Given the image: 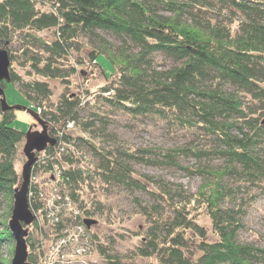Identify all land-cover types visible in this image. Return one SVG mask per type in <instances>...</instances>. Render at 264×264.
<instances>
[{
    "label": "trees",
    "instance_id": "16d2710c",
    "mask_svg": "<svg viewBox=\"0 0 264 264\" xmlns=\"http://www.w3.org/2000/svg\"><path fill=\"white\" fill-rule=\"evenodd\" d=\"M39 1L48 2L49 7L41 8L37 5ZM220 2L242 11V18L237 19L234 27L224 19H210L208 12H213V5ZM43 30L50 31L52 37L41 35L39 32ZM98 30L112 33L124 42L132 41L139 50L112 51ZM82 36L95 39L91 58L106 54L118 74L114 81L100 87V97L108 106L130 115L156 113L173 125L209 134L215 140L209 152H217L225 160L219 166L201 165L198 172L203 181L196 192L185 193L182 187L165 190L174 200L169 212L153 204L141 205L148 227L137 255L152 256L157 264H252L253 259L264 260V248L236 238L241 225L240 205L234 203L233 207L226 203L231 200L232 191L225 181L226 177L240 176L257 184L264 193V1L0 0V45L6 47L15 42L21 52L19 63L30 70L26 71L30 76L24 77L9 63L8 81L15 83L34 107L40 108L38 114L50 136L53 129H48V121L65 127L68 121L78 119V98L61 91L55 102L50 101L52 88L47 79L60 78L67 86L75 70L72 65L63 64ZM7 52L13 60V53ZM155 52L176 63L152 69L150 60ZM5 82L0 81L3 89ZM14 110L3 109L0 103L3 213L11 210L13 193L21 181L14 157L18 152L25 157L22 150L25 132L11 126ZM95 113L90 112L91 117L83 120L82 130L101 137L104 130L95 127ZM69 136L63 133L59 137L70 150L62 153L57 180L78 202V217L82 220L90 214L84 195L91 193L98 183L150 191L134 176V162L176 164L180 154L191 153L200 158L208 151L204 147H175L159 152L145 147H104L82 135H73V139ZM53 138L59 141L58 137ZM67 141H73L72 147L67 148ZM79 141L86 143L96 156L92 171L81 164ZM57 145L48 144L44 150L53 156ZM39 202L35 194L28 197V206L36 214L43 213ZM198 207L209 217L212 239L206 238L205 227L190 215L191 209ZM60 222L53 223L55 234L63 228ZM0 225L1 247L12 242L13 236L7 217ZM25 227L28 229L29 225ZM25 240L29 248L27 260L43 264L41 247L38 248L28 230ZM95 242L105 264H118L116 255Z\"/></svg>",
    "mask_w": 264,
    "mask_h": 264
},
{
    "label": "rangeland",
    "instance_id": "374dc122",
    "mask_svg": "<svg viewBox=\"0 0 264 264\" xmlns=\"http://www.w3.org/2000/svg\"><path fill=\"white\" fill-rule=\"evenodd\" d=\"M37 5L46 9L49 7V3L46 1H39ZM213 7V12H208L211 14V20H215V17L224 19L225 22L231 23V27H234L237 19L242 18V11L234 5L220 2L213 5ZM160 12L163 14L169 13L167 10H160ZM98 32L112 51L120 52L127 49L128 51L136 52L139 50V47L132 41L126 40L124 42L112 33L102 30H98ZM39 33L47 38L52 37V33L47 30ZM94 43H96L95 39L82 36L78 38V42L70 50L68 59L64 61L63 66L72 65L75 71L70 75L67 86L60 78L47 79L52 88L50 101L55 102L61 91H67L78 98L79 106L78 119L71 125L66 124L64 127L62 125H54L48 121V129L52 127V135L54 137L59 138L63 133H66L70 134L69 137L73 139L74 137L72 136L77 134L86 137L97 146L145 147L155 152L175 147H204V150H208L214 146L215 140L209 134L204 133L202 135L201 132L186 129L180 124L173 125L159 114L130 115L108 106L100 97L102 93L100 87L110 81H114L118 74L106 54H98L95 59L91 58L90 51L94 50L92 49ZM8 45L5 48H8L7 50H10L14 57L13 60L9 58L11 65L18 73L24 77H29L30 75L26 73V71H30L29 68L19 63L21 52L18 45L15 42L8 43ZM151 56L150 67L155 70L168 68L176 63L161 52H155ZM4 96L10 105L21 104L35 109L34 105L18 91L13 82H5ZM92 111L96 112V118L93 116L95 127H103L104 133H102L101 137H97L93 132L82 130L83 120ZM11 126L25 133L30 129H41L40 124L34 117L26 110L17 108L14 110V119L11 122ZM64 142L65 140L63 139L61 145H64ZM67 142V148L72 147L71 143L73 141ZM53 144L55 146L57 142L54 141ZM78 146L77 151L82 159L81 164L92 171L97 161L96 156L83 141H79ZM55 149L57 152L55 151L53 156L45 150H40L36 153V161L32 169L30 168L27 190V197L30 196L32 191L31 195L35 194L36 200L42 204L43 213L40 212L41 214H36V211L30 209L34 218L32 222L27 224V226L29 225L27 230L35 238V244L38 248L40 249L41 247L43 260L46 253L52 254L47 249H49L53 239L62 235L61 230H59L58 234L54 233L53 223L58 221L51 222L48 219L46 210L55 213L69 209L55 206L54 204L61 203V201H58L59 199H56L55 203H52L53 205L46 200L54 187H56L60 195L68 193V190L61 186L57 177L60 174V168H62V153L68 152L70 148L66 149V146H59L58 144ZM209 151L204 152V157L201 156L200 158L195 157L191 153L180 154L177 157L176 164L134 162L132 164L135 171L134 176L147 185L148 189H150L148 192L143 189L124 187L121 184L101 186L98 183L91 193H85L86 207L89 208L90 212L87 217L95 219V222L91 223L89 227L86 226L85 229L87 232L86 244L89 248L85 256L89 264H105L101 254L96 250L97 244L95 240L102 243L103 247L106 246L111 254L117 256L118 264H157L154 257H141L136 253L137 247L148 227V218L142 213L141 205L153 204L158 209L169 212L170 203L174 200L170 199L165 190H174L177 187H182L185 193L196 192L198 185L203 181L202 174L198 172L201 165L204 163V167H207L219 166L225 163L224 158L219 153ZM25 160L26 157L20 152L14 157L15 167L20 177L21 168ZM206 175L204 173L205 177ZM146 178H149V181H144L147 180ZM95 181L98 180L96 179ZM225 181L232 191V198L226 203L233 205V207L234 203L240 205L241 225L236 232V238L239 242L264 248V193L257 184L249 182L250 180L240 176H229L225 178ZM70 198L73 201L71 206L73 207L75 204L78 206L76 199L71 196ZM191 210L190 215L195 216L196 221L205 227L206 238L212 239L214 235L211 232L210 220L203 208L198 207ZM2 213L3 209H0V223L6 217L8 221L11 210ZM59 216H62L61 224L64 221L69 224L72 220L71 216H65V213L63 215L59 214ZM33 222L34 224L32 225L31 223ZM92 233L95 235V239ZM74 246V243H71L70 247L67 245V251L72 252ZM13 247L14 240L0 247V264H10ZM27 249L29 250L28 246ZM252 264H264V260L253 259Z\"/></svg>",
    "mask_w": 264,
    "mask_h": 264
},
{
    "label": "water",
    "instance_id": "95a60500",
    "mask_svg": "<svg viewBox=\"0 0 264 264\" xmlns=\"http://www.w3.org/2000/svg\"><path fill=\"white\" fill-rule=\"evenodd\" d=\"M6 42V41H5ZM9 63L10 59L8 56L7 49L4 45H0V81L9 80ZM0 103L1 107L4 108H17L26 110L36 121L40 124V130H28L25 133V141L22 147L23 153L25 154L26 160L24 161L21 168V182L13 193V202L10 217L7 221L9 230L13 236L14 247L13 254L11 257L10 264H34L27 260V244L25 236L27 235V228L24 225L32 222L34 215L28 207V182L30 175V167L33 161L36 159L35 151H40L49 144H53L54 138L51 137L47 132L46 123L40 117L37 111L31 107H27L21 104H8L5 96L4 89L0 87ZM83 222L87 227L91 223L95 222V219L85 217Z\"/></svg>",
    "mask_w": 264,
    "mask_h": 264
},
{
    "label": "built area",
    "instance_id": "2783aa9c",
    "mask_svg": "<svg viewBox=\"0 0 264 264\" xmlns=\"http://www.w3.org/2000/svg\"><path fill=\"white\" fill-rule=\"evenodd\" d=\"M35 110L38 112L40 110L39 107H35ZM73 123L72 120L68 121L66 124L71 125ZM59 146L63 141L59 139L57 141ZM59 191L54 187L51 191V194L48 195L47 201H50L51 204L55 203L56 199L61 201V203L54 204L55 206H61L64 208H69L64 211H57L55 213H51V211L46 210L48 219L53 221L62 220V216L59 214H64L65 216H71L72 220L69 224L66 221L63 222V228H61L62 235L53 239V242L49 246V250L52 254H45L43 263L45 264H89L87 257L85 256L88 253V246L86 244L87 236H86V227L84 226L82 218L78 217L80 212L79 207L75 204L73 207L71 203L73 202L68 193H64L60 195ZM31 194V193H30ZM29 197V196H28ZM52 204V205H53ZM60 210V209H59ZM71 243H74V249L72 252L67 251V245L70 247ZM53 251V252H52Z\"/></svg>",
    "mask_w": 264,
    "mask_h": 264
},
{
    "label": "bare ground",
    "instance_id": "6f19581e",
    "mask_svg": "<svg viewBox=\"0 0 264 264\" xmlns=\"http://www.w3.org/2000/svg\"><path fill=\"white\" fill-rule=\"evenodd\" d=\"M34 110H35V109H34ZM35 111H36V110H35ZM51 137H52V136H51ZM45 148H46V146H45ZM45 148H44V149H45ZM44 149H42V150H44ZM35 155H36V154H35ZM36 158H37V156H36ZM35 161H36V159H35V160L33 161V163L31 164V167H30L31 169H32V167H33Z\"/></svg>",
    "mask_w": 264,
    "mask_h": 264
}]
</instances>
